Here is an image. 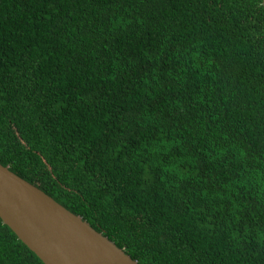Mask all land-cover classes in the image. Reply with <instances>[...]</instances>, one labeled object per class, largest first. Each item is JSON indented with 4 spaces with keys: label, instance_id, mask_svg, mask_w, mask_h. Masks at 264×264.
<instances>
[{
    "label": "trees",
    "instance_id": "obj_1",
    "mask_svg": "<svg viewBox=\"0 0 264 264\" xmlns=\"http://www.w3.org/2000/svg\"><path fill=\"white\" fill-rule=\"evenodd\" d=\"M0 164L138 264H264L263 1L0 0Z\"/></svg>",
    "mask_w": 264,
    "mask_h": 264
},
{
    "label": "water",
    "instance_id": "obj_2",
    "mask_svg": "<svg viewBox=\"0 0 264 264\" xmlns=\"http://www.w3.org/2000/svg\"><path fill=\"white\" fill-rule=\"evenodd\" d=\"M0 219L44 264H138L81 216L1 164Z\"/></svg>",
    "mask_w": 264,
    "mask_h": 264
}]
</instances>
